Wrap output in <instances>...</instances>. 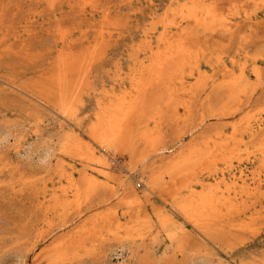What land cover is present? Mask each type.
I'll return each instance as SVG.
<instances>
[{
	"label": "rangeland",
	"instance_id": "rangeland-1",
	"mask_svg": "<svg viewBox=\"0 0 264 264\" xmlns=\"http://www.w3.org/2000/svg\"><path fill=\"white\" fill-rule=\"evenodd\" d=\"M183 1L185 0H0V264H260L264 260V218L255 221L259 228L256 232H241L224 239L194 235L192 228L188 226L191 237L183 241L185 251L180 253L175 241L171 244L166 235H157L160 227L154 211L164 205L166 198L172 203L168 196L170 191L167 190L166 193L167 188L159 185L149 194L144 191L142 181V178L149 176V171L154 166L157 167L153 169L157 170L162 158L194 143L192 139L196 135L198 141H202V134L208 129V123L193 137L189 133L203 117L214 120L209 123L211 124L216 122L215 117L229 111L233 105L231 89H207L212 80L222 77L220 69L218 70L222 63H245L248 67L246 76L250 83L255 82L257 70L264 79V0H218L217 4L222 12L238 13L239 22L242 20L238 27L244 31L241 30L239 37L226 40L227 42L224 39V42L221 41L220 37L199 35L200 43L206 49L205 59L201 62L202 71L210 77L217 72L219 74L208 80L205 91L203 88L195 93L189 105L190 109L185 108L182 112L184 122L177 123L173 120L172 110H164L156 119L149 118L152 114L149 110L145 114L149 118L146 124L139 125L134 121L135 125L128 133L131 136L129 142L110 149L108 155L114 177L120 173L129 175L117 166L130 169L139 159L138 153L148 151L147 141L152 140L157 143L158 148L166 149L164 155H159L146 166L139 167L134 178L127 177L129 187L123 198L111 202L112 205L108 203L110 206L106 205L104 202L111 198L106 188L102 186L87 191L83 183L84 185L80 184L83 192L78 202L57 206L47 199L44 206H38L44 200L41 193L43 181L40 180H47V184L58 188L61 182L66 185L65 175L70 172H75L77 180L82 178L80 173L84 169L83 162L66 156L61 151L63 140L70 128L76 129L85 141L98 149L88 136L95 121L98 100L102 97L97 93H83L81 103L77 104L75 120L68 121L58 112L56 101L44 95L47 81L45 75L53 69L61 50V46H58L59 34L67 30L72 33L69 40H77L81 36V30L92 25L99 26L101 12H106L112 20L120 22V29L109 45L107 59L95 71L94 85L99 91L105 86H114L121 92L130 88L129 76L133 66L131 55H134L144 27L150 24L152 18H162L168 9L177 7ZM256 3L260 5L256 19L250 22L242 19L245 12L256 10ZM80 10L90 13L88 19H79ZM93 10L96 14H91ZM177 17L179 18L174 16V21L178 20ZM118 71L122 74L121 81H117ZM191 80L194 82V78ZM261 89L250 109L254 112L259 109L257 113L264 115V87ZM162 94V97L167 95L166 92ZM161 103L163 104V99ZM148 132L152 133L150 138L146 137ZM259 140L260 138L251 143L247 147L248 151H241L238 157L255 152L259 147ZM21 144L24 145L21 150H28V153L17 155L16 149ZM47 147L53 150V154L49 160L42 162L40 156ZM238 157L236 155L235 159ZM219 167L222 170L221 161ZM213 170L212 167L207 171L205 169L203 175L206 176ZM58 173L63 177L59 179ZM29 177H34L35 183L22 185ZM135 190L144 195H140L143 207H135ZM77 207L84 212L78 221L75 219ZM139 208L143 211L146 209L148 214ZM109 213L121 220L120 236L132 231L135 235H144V240L135 237L136 241L118 243L116 234L110 232L108 223L103 222ZM140 215L144 218L150 216L151 223L141 222L144 218H140ZM95 218L97 220L91 223L90 220ZM177 220L179 226L184 224L182 219ZM83 222H87L86 228L89 229L93 224L99 225H96L97 228L90 235L84 234L81 238L72 239L76 228L82 226ZM62 224L66 226L59 231L57 228ZM51 226L57 229L52 237L48 233ZM113 229L118 230L116 226ZM61 235L66 236L68 249L64 248L63 252L68 251L69 259L66 262L50 263L49 259L54 251L49 248L48 252L42 251ZM176 236L184 238L178 227ZM32 246L36 247L33 252Z\"/></svg>",
	"mask_w": 264,
	"mask_h": 264
},
{
	"label": "bare ground",
	"instance_id": "bare-ground-1",
	"mask_svg": "<svg viewBox=\"0 0 264 264\" xmlns=\"http://www.w3.org/2000/svg\"><path fill=\"white\" fill-rule=\"evenodd\" d=\"M217 2L218 0H185L177 7L168 9L162 18L158 20L152 18L150 24L148 23L149 25L142 30L134 55H131L133 66L129 76L130 88L121 92L114 86H105L99 91L94 85L95 71L107 59L109 45L120 29V22L112 20L106 12H101L99 26L92 25L81 30V36L77 40H69V36L72 35L70 31L66 30L59 34L58 46H61V50L53 69L45 75L47 81L44 85V95L56 101L58 112L68 121L75 120L77 104L81 103L83 93L92 92L101 96V100L97 103L95 121L88 136L98 149L85 141L76 129L70 128L63 140L61 151L62 154L83 162L84 169L80 173L82 178L77 180L75 172H70L69 175H65L66 185L61 182L58 188L52 184L51 187L47 184V180H40L43 181L41 193L44 200L38 206H44L47 199L48 202H54L57 206H68L73 201L78 202L83 192L80 184L83 183L87 191L99 189L102 186L106 188L111 195V198L104 202L107 205L123 198L129 187L127 179L134 178L139 167H144L157 156L164 155L166 149L158 148L156 142L146 139L148 151L138 153L139 159L130 169L117 166L124 172L127 171L129 177L124 173L114 177L108 154L113 146L129 142L128 139L131 136L128 133L135 125L134 121H137L139 125L146 124L149 118L156 119V116L164 110H172V119L177 123L185 121L182 112L185 108L190 109L189 105L195 93L203 88L205 91L208 80L218 73L216 71L215 76L210 77L202 71L201 62L205 59L206 49L200 43L199 35L212 38L216 36L222 38L221 41L224 39L227 42L234 40V37H239L243 30H240V26L238 27L242 21L239 22L238 13L222 12ZM258 6L254 7L256 10L253 12H245L242 19L247 22L256 19L257 11L260 10V5ZM246 7L248 8L247 5ZM80 11L79 19H88L90 13L87 14L85 10ZM92 12L91 14H96V11ZM174 16H179L177 21H174ZM142 55L145 57L141 58ZM247 68L245 63L237 61L220 65L218 70L220 69L222 77H218L219 80H212L207 89L215 91L230 88L233 105L229 111L215 117L216 122L211 124L209 123L214 120L203 117L189 133L193 137L208 123V129L201 133L202 141H198L196 135L192 139L194 143L186 149L162 158L157 170L153 169L157 167L154 166L150 171L148 170L149 176L142 178L144 191L147 193H153L159 185L167 188L166 193L167 190L170 191L168 196L172 199V203L170 204L169 199L166 198L163 201L164 205L153 211L160 227L158 237L164 234L171 244L175 241L180 253L185 251L183 241L191 237L188 226L192 228L194 235L208 239H224L241 232H256L259 228L256 227L255 221L264 218V115L257 113L258 106L256 112L250 109L254 98L264 87V79L257 70L255 82L250 83L246 76ZM117 73L120 78L117 81H121L122 74L119 71ZM163 92L167 93L165 97H162ZM257 103L254 104L257 105ZM149 110L152 114L146 118L145 114ZM163 120L166 121V119ZM151 134L148 132L146 137L150 138ZM259 138V147L255 152L248 153L245 157H238L241 151H248L247 147ZM23 147L24 145L21 144L16 149L17 155L28 153V150H21ZM52 154L53 150L50 147L45 148L40 156L41 161L49 160ZM236 155L238 159H235ZM220 161L223 164L222 170L218 169ZM248 165L251 167L249 168ZM210 167L214 170L204 176L205 169L207 171ZM58 176H60L59 179L63 177L61 173H58ZM34 183V177H29L23 181L22 185ZM12 189L15 190V187ZM136 191H131L134 202L137 204L135 207L139 205L141 207L143 205L141 196L144 195L138 192L139 190ZM77 208L76 221L80 220L84 213L80 207ZM49 210L51 211V208ZM145 211L143 212L148 214ZM107 216L106 220L103 217L101 219L104 223H108L110 232L116 234L115 239L118 243L136 241L135 237H141L144 240L142 237L144 235H135L136 233L132 231L120 236L121 220L117 216L112 217L110 213ZM149 217H142L144 220L142 219L141 222L151 223ZM97 218L90 220L91 223ZM177 219H182L184 224L179 226ZM87 225V222H83L82 226H78L73 236L70 234L72 239L81 238L84 234L90 235L99 224L91 225L90 229L86 228ZM65 226L66 224H62L57 229L60 231ZM115 226L118 230L113 229ZM177 227L184 238L176 236ZM57 229L51 226L49 236L55 234ZM41 239L43 240L42 237ZM67 243L66 236L61 235L50 245L45 246L42 253L49 248L52 252L54 251V255L49 259L50 263L66 262V259H69L68 251L63 252V250L68 249ZM35 248L32 246L31 252ZM260 264H264V260Z\"/></svg>",
	"mask_w": 264,
	"mask_h": 264
}]
</instances>
